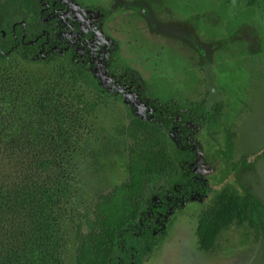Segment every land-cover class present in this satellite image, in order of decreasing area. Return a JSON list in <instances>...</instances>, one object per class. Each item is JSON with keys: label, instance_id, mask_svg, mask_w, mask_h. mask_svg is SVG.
I'll list each match as a JSON object with an SVG mask.
<instances>
[{"label": "trees", "instance_id": "16d2710c", "mask_svg": "<svg viewBox=\"0 0 264 264\" xmlns=\"http://www.w3.org/2000/svg\"><path fill=\"white\" fill-rule=\"evenodd\" d=\"M54 4L0 0V61L17 54L26 62L50 64L64 57L74 83L82 81L124 106L128 179L102 195L77 225L75 264H141L163 243L171 212L210 191L197 166L205 133L218 130L221 107L152 94L119 51L95 49V35L83 30H75L78 40L69 45L67 35L56 36L60 27L53 13L60 10ZM98 17L88 20L92 33ZM76 20L71 13L69 22ZM18 91L13 85L12 92ZM75 98V107L64 100L42 104L17 127L0 105V264H64L62 225L73 215L60 198L61 192L70 195L69 165L89 108L81 96ZM233 150L234 133L227 129L212 158L224 159L220 182L251 167L245 158L233 161ZM235 220L264 234L262 201L225 183L201 209L200 248L211 251Z\"/></svg>", "mask_w": 264, "mask_h": 264}, {"label": "rangeland", "instance_id": "374dc122", "mask_svg": "<svg viewBox=\"0 0 264 264\" xmlns=\"http://www.w3.org/2000/svg\"><path fill=\"white\" fill-rule=\"evenodd\" d=\"M54 5L60 10L53 13L57 37L75 30L95 35L94 48L119 51L152 94L221 107L218 130L205 133L197 166L210 191L171 212L163 243L141 264H264V234L247 222L235 220L211 251L200 248L197 236L201 209L225 183L264 204V0H55ZM71 13L80 14L74 24ZM96 16L92 33L88 20ZM78 96L89 108L69 165L70 195L59 194L73 215L62 225L64 264H75L77 225L102 195L128 179L129 140L122 132L127 113L113 98L74 83L64 57L50 64L26 62L17 54L0 61V105L15 127L42 104L64 100L75 107ZM227 129L234 133L233 161L245 158L251 167L220 182L224 159L212 158Z\"/></svg>", "mask_w": 264, "mask_h": 264}, {"label": "flooded vegetation", "instance_id": "af4514ba", "mask_svg": "<svg viewBox=\"0 0 264 264\" xmlns=\"http://www.w3.org/2000/svg\"><path fill=\"white\" fill-rule=\"evenodd\" d=\"M78 15H80V14H76V16L78 17ZM67 17H68V15H66ZM71 16V15H70ZM71 18V17H70ZM69 18V19H70ZM64 35H67V34H64ZM68 36V38H69V45H70V41L72 40V39H74V40H76V36L75 35H70V34H68L67 35ZM75 36V37H74Z\"/></svg>", "mask_w": 264, "mask_h": 264}]
</instances>
